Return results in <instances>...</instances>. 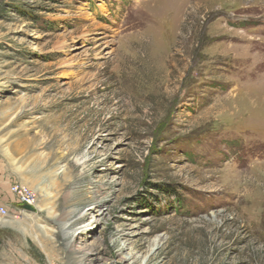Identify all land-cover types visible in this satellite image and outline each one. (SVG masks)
<instances>
[{"label": "rangeland", "instance_id": "1", "mask_svg": "<svg viewBox=\"0 0 264 264\" xmlns=\"http://www.w3.org/2000/svg\"><path fill=\"white\" fill-rule=\"evenodd\" d=\"M7 192L0 264H264V0H0Z\"/></svg>", "mask_w": 264, "mask_h": 264}, {"label": "built area", "instance_id": "2", "mask_svg": "<svg viewBox=\"0 0 264 264\" xmlns=\"http://www.w3.org/2000/svg\"><path fill=\"white\" fill-rule=\"evenodd\" d=\"M11 193L14 195L18 204H20L22 208H32L37 204L38 195L31 188L22 185H14L11 189ZM8 215L9 211L7 210V208L3 205H0V216L7 217Z\"/></svg>", "mask_w": 264, "mask_h": 264}, {"label": "crops", "instance_id": "3", "mask_svg": "<svg viewBox=\"0 0 264 264\" xmlns=\"http://www.w3.org/2000/svg\"><path fill=\"white\" fill-rule=\"evenodd\" d=\"M7 198H12V195L9 192H7L4 196H2V194L0 195V200H5Z\"/></svg>", "mask_w": 264, "mask_h": 264}, {"label": "bare ground", "instance_id": "4", "mask_svg": "<svg viewBox=\"0 0 264 264\" xmlns=\"http://www.w3.org/2000/svg\"><path fill=\"white\" fill-rule=\"evenodd\" d=\"M74 214H75V212L73 211V212H69L66 216L64 215L65 218H64L63 216H62V217H63L64 220L66 221V220H69Z\"/></svg>", "mask_w": 264, "mask_h": 264}, {"label": "water", "instance_id": "5", "mask_svg": "<svg viewBox=\"0 0 264 264\" xmlns=\"http://www.w3.org/2000/svg\"><path fill=\"white\" fill-rule=\"evenodd\" d=\"M27 209H29V210H33L31 207H26Z\"/></svg>", "mask_w": 264, "mask_h": 264}]
</instances>
